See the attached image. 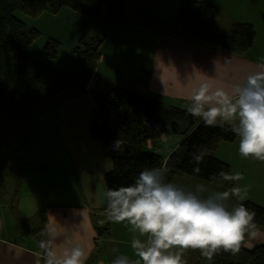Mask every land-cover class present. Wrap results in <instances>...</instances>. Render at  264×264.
I'll list each match as a JSON object with an SVG mask.
<instances>
[{"label":"trees","instance_id":"trees-1","mask_svg":"<svg viewBox=\"0 0 264 264\" xmlns=\"http://www.w3.org/2000/svg\"><path fill=\"white\" fill-rule=\"evenodd\" d=\"M126 4L125 0H0V109L23 121L32 117L34 108L47 106L58 96L69 94L61 101L85 92L102 60L106 36L122 23ZM63 9H70L82 18L98 23L106 32L102 38L84 35L78 40L69 71L43 63L27 53L24 43L33 44L42 33L36 28L27 29L16 15L19 12L39 18L43 14L58 15ZM221 15L217 6L189 1L176 14L173 30L235 55H242L254 47L256 31L252 24L234 22L229 29H224L219 25ZM60 46L59 40L50 38L42 50L43 59L58 58ZM93 95L94 110L88 132L92 140L101 144L113 163L112 170L105 175L106 190L128 186L144 168L162 164L169 169L167 182L188 177L200 183L220 184L222 188L234 187L235 181H225L219 176L221 171L232 173L230 165L213 155L220 143L234 142L239 138L232 131V123L225 121L222 127L219 123L206 126L203 119L191 115L189 109L129 89L113 87L96 90ZM172 133L182 136L183 140L170 155L164 157L157 151L145 149L148 142ZM119 139L123 143L116 151L113 144ZM201 153L204 154L203 160L197 165L193 157ZM197 166L199 172L194 171ZM25 181L26 178L22 177L17 182L13 202L17 201ZM242 203L255 211L253 222L257 229L264 228V207L249 200ZM45 215L42 210L27 219L17 217V223L32 227L34 238L41 243L47 240ZM109 235L108 227L98 228V237ZM198 250L201 259L203 255ZM211 264H264V243L253 248L241 246L235 254L221 249L214 253Z\"/></svg>","mask_w":264,"mask_h":264},{"label":"crops","instance_id":"crops-1","mask_svg":"<svg viewBox=\"0 0 264 264\" xmlns=\"http://www.w3.org/2000/svg\"><path fill=\"white\" fill-rule=\"evenodd\" d=\"M217 1L222 4L214 3L222 13L219 25L228 29L234 22L252 24L256 31L254 47L242 55H235L196 42L177 30H171L167 35H161L159 43L157 42L158 47L144 45L142 50L145 53L142 56L145 59L138 60L133 64L135 65L133 68L127 58L134 54L141 56L143 38L140 34L146 36L149 30L140 23L132 24L122 21L106 36L102 60L88 89L81 94H74L69 99L60 101L66 96L56 98L59 100L56 102L58 105L56 108L61 114L56 127L60 132V141L68 147L70 154L61 156V160L59 157L52 156V162L57 167H53L51 172H45L39 168L42 162L25 158L24 147L30 138L24 141L23 146L18 150L19 153L14 157L16 173L20 166L35 167L32 176H25L26 181L19 196L22 197L26 192L31 193L40 202L44 200L45 195L50 196L48 200L40 204L45 206L43 210L46 212V237L47 240L51 239V250L57 255L62 254L65 249L80 245L89 250L86 264H112L114 259L121 255L127 256L132 264H136L137 261L143 264L135 254L131 243L134 238H140L143 241L146 237L139 236L138 232L130 230L131 225L127 222L117 223L107 218L105 175L112 170L113 163L101 144L92 140L88 132V123L94 110L93 92L113 87L126 89L127 87L123 84L128 81L122 79L123 73L129 74L133 69L137 73V68L138 83L149 92L150 97L157 96L170 101L174 99L173 101L179 102L177 106L187 109L192 103L189 99L192 89L199 83L207 82L214 88L230 92L232 87L242 82L250 72L257 70L259 65H264V0H228L231 1L229 5L224 0ZM227 13H231V17L228 18ZM75 16L79 15L75 13ZM77 22L74 21L68 28L75 27L77 32L81 31ZM121 29H123L122 36L118 40L122 47L119 58L115 59V51L112 50V57L107 52L109 36L113 31ZM153 35L157 37L154 32ZM92 37L101 38L94 35ZM134 41H136L135 44H133ZM111 61L114 67L111 66ZM69 62L71 69L74 59H70ZM65 63L67 60L61 61V66L56 68L63 70ZM143 92L140 91L145 95L146 92ZM168 103L172 104V101ZM47 107L50 106L47 105ZM18 123L23 124L20 120ZM230 123L233 124V122ZM239 141L240 137L234 142L220 143L215 156L228 163L232 173L242 174L243 179L236 181L234 187L246 190L244 200H249V194L254 191L264 193V181L259 178L264 176V161L253 157L244 161V157L237 154L233 156L234 163L230 164L224 149L235 147ZM6 164L7 162L0 155V165ZM48 164V162L47 166L45 164L46 171L49 170ZM22 175L19 176V180ZM17 182L14 184L17 185ZM173 183L194 189L197 184H202L188 177H177ZM210 185L205 186L213 187L208 188L213 191H224L220 186ZM1 189L2 184H0ZM65 196L71 199V202L64 201ZM236 202H238L237 199ZM37 210H40L38 202L34 208V211ZM25 216L30 218L33 215ZM106 227L110 229V235L98 237V228ZM258 231L259 235L256 238H248L241 246L253 248L263 244L264 231L260 229ZM5 233L6 227L0 215V264H47V250L41 248V243L34 238L31 231L27 235L18 234L21 238L6 237ZM24 240L26 243H22ZM198 255V249H187L184 250L182 258L186 264H202L203 258L200 259Z\"/></svg>","mask_w":264,"mask_h":264},{"label":"clouds","instance_id":"clouds-1","mask_svg":"<svg viewBox=\"0 0 264 264\" xmlns=\"http://www.w3.org/2000/svg\"><path fill=\"white\" fill-rule=\"evenodd\" d=\"M189 99L191 115L201 117L206 126L219 123L222 127L225 121L233 122L232 131L240 137V155L264 161V65L250 72L230 92L202 82L193 87ZM122 143L121 139L114 141L113 149L119 150ZM203 155L193 157L197 165ZM168 171L166 164L144 168L132 184L105 192L107 218L127 222L130 230L146 237L143 241L134 238L131 243L143 264H186L182 256L189 248L200 249L211 260L221 249L238 253L246 236L252 239L259 235L253 222L255 211L242 203L246 190L232 187L210 192L203 184L186 189L167 182ZM219 176L225 181L243 179L239 172L221 171ZM233 197L238 203L229 208L227 202ZM51 245V239L40 244L47 250V264H86L89 250L84 247L76 245L57 255ZM112 264L132 262L121 255Z\"/></svg>","mask_w":264,"mask_h":264},{"label":"rangeland","instance_id":"rangeland-1","mask_svg":"<svg viewBox=\"0 0 264 264\" xmlns=\"http://www.w3.org/2000/svg\"><path fill=\"white\" fill-rule=\"evenodd\" d=\"M126 8L124 13L123 21H127L132 24H141L142 26L148 27V33L144 36L140 34L141 40V50L140 55L136 54L127 58V61L132 64L133 68L138 60H143L145 57L142 55L145 53L142 49L145 46L158 47L159 38L164 33L168 32V29L173 30V26L176 24V14L183 9L189 1H198V2H206L214 5V3H219L217 0H125ZM227 5L231 3V1L224 0ZM220 4V3H219ZM222 5V4H220ZM216 6V5H214ZM243 14V12H241ZM23 22L26 24L27 29L36 28L40 30L42 33L39 40H36L33 44L27 45L24 43V47L29 55H31L34 59L40 60L43 63H47L53 67H60L61 61L67 60V63L64 64L63 70L70 69V59H72V52L74 47L76 46L78 40L84 36L89 35L92 37L99 36L104 37L106 34L105 29L101 27L98 23L86 20L82 17L75 16V12L70 9H63L58 15L51 14H43L39 18H31L22 13L17 12L16 14ZM78 15V14H77ZM231 13H227L228 18L231 17ZM221 18V17H220ZM222 20V19H221ZM74 21H78L77 25L81 29V31L77 32L75 27H71ZM83 23H79L82 22ZM220 21V20H219ZM67 28V29H65ZM229 29V28H228ZM143 30V29H142ZM122 31H113L109 36V44L107 47V52L112 57L113 51L116 52L114 58L117 59L120 56L121 43L118 38L122 36ZM98 32L100 34H98ZM153 32L157 35L155 38ZM50 38L59 39L61 42L60 46V54L56 59H43L42 50L46 45L47 41ZM156 39V40H155ZM158 42V43H157ZM134 41L133 44H135ZM113 50V51H112ZM127 62V64H129ZM129 64V65H130ZM111 66L114 67L113 62L111 61ZM132 69V68H131ZM69 71V70H68ZM139 72L137 68V73L133 69L132 72L123 73L122 79L128 81L123 85L126 86V89L139 92H146L145 95H150L148 91L144 89V87L138 83ZM143 92V93H144ZM66 95V94H65ZM65 95H61L58 97H63ZM150 97V96H149ZM162 99L161 101H165V103L170 104L168 102L172 101V104L177 106L179 102L173 101L174 99L164 100L163 98L152 96V98ZM58 99H54L50 107L40 106L34 108L31 111L32 117L26 120H23V124H17L18 120L15 119L8 112L0 109V155L7 162L6 165H0V184H2V189L0 190V204L2 209L0 210V215L3 220L4 226L6 227L5 236L7 237H17L18 234H29L32 227H25L23 225H19L17 223V217L21 220L26 219L25 215H35L41 210H43L45 206H42L40 203L49 199V195H45L43 197V201H39L35 195L31 193H25L22 197H18L16 202H13L12 195L14 192V188L16 187L14 184L19 180V176L27 177L32 176L34 174L35 167L24 166L17 170L14 163V157L19 153L18 150L23 146L24 141L28 138V144L24 147L26 152L25 158L26 160L31 159L32 161H40L43 164L39 165V168L45 170V172L53 171V167L56 168L57 165L53 164L52 158L59 157L61 160V156H68L69 149L65 146L62 141H60V132L57 125V120L61 119V114L56 108L58 105ZM185 106V105H184ZM180 107V106H178ZM185 107H188L187 105ZM184 108V107H181ZM187 109V108H185ZM63 139V138H62ZM183 137L176 134H167L162 136L158 141H150L145 146V149L148 151H157L161 155L168 156L170 155L182 142ZM220 147V144L217 146L213 155H216V151ZM225 154L229 159V163L233 164L234 159L233 156L240 154L239 153V144L233 148H225ZM30 156V157H27ZM53 156V157H52ZM216 157V156H215ZM218 159V158H217ZM247 158H243L245 161ZM220 160V159H219ZM240 161L239 159H237ZM47 162L49 170L46 171L45 164L47 166ZM226 163V162H225ZM254 163V162H253ZM228 164V163H227ZM20 177V178H22ZM261 181H264V176L259 177ZM241 181V180H240ZM205 184V183H202ZM236 184V181H235ZM234 184V186H235ZM208 185V184H205ZM210 186L221 187L220 184H211ZM186 189H192V187L182 186ZM213 188V187H206ZM223 190H227L229 188H222ZM29 190V189H28ZM210 192L213 189H208ZM264 193L262 191H254L249 194V201L264 207ZM253 199V200H252ZM66 202H71L67 196H65ZM37 202L40 206V210L34 211V208L37 206ZM229 208L235 206L238 202H236V198H231L228 202ZM17 213V214H16ZM34 227V226H33ZM264 231V228L260 229ZM22 243H26L25 240ZM192 250V249H188ZM191 252V251H189ZM203 261L202 264H210L211 260L207 259L204 255L202 256ZM212 259V258H211Z\"/></svg>","mask_w":264,"mask_h":264}]
</instances>
